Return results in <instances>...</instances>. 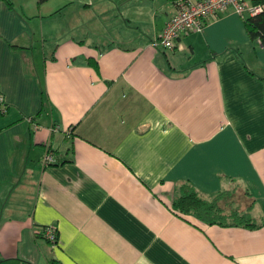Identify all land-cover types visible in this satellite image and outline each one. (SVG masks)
<instances>
[{"label": "crops", "instance_id": "crops-1", "mask_svg": "<svg viewBox=\"0 0 264 264\" xmlns=\"http://www.w3.org/2000/svg\"><path fill=\"white\" fill-rule=\"evenodd\" d=\"M11 1L0 264H264V46L243 18L230 9L166 50L153 42L175 0ZM187 183L207 200L248 192L263 225L179 214Z\"/></svg>", "mask_w": 264, "mask_h": 264}, {"label": "built area", "instance_id": "built-area-1", "mask_svg": "<svg viewBox=\"0 0 264 264\" xmlns=\"http://www.w3.org/2000/svg\"><path fill=\"white\" fill-rule=\"evenodd\" d=\"M230 9L242 18L256 16L264 12V0H177V12L163 29L155 46L174 50L181 37L189 33H202L209 22ZM7 111L8 106L0 88V113L6 114ZM45 161L47 164L55 162L54 154L48 152ZM44 235L51 243L57 242L55 227H46Z\"/></svg>", "mask_w": 264, "mask_h": 264}, {"label": "trees", "instance_id": "trees-1", "mask_svg": "<svg viewBox=\"0 0 264 264\" xmlns=\"http://www.w3.org/2000/svg\"><path fill=\"white\" fill-rule=\"evenodd\" d=\"M4 1L9 7L14 8L11 0ZM47 1L49 0H39L38 3L41 5ZM243 21L250 39L253 42L260 40L261 45L264 46V12L256 16L244 17ZM159 38L153 42L154 46ZM243 196L248 199L251 197V194L244 192ZM234 201L233 191L222 192L214 199L207 200L201 196L200 192L192 184L187 183L181 186L177 192L173 207L179 214L194 215L206 224L247 227L251 229H256L263 225L258 224L251 214L252 201L246 210L234 208L236 206Z\"/></svg>", "mask_w": 264, "mask_h": 264}, {"label": "rangeland", "instance_id": "rangeland-1", "mask_svg": "<svg viewBox=\"0 0 264 264\" xmlns=\"http://www.w3.org/2000/svg\"><path fill=\"white\" fill-rule=\"evenodd\" d=\"M244 192L242 190L236 189L233 191V200H235V207L234 208H240L241 210H246L249 205L251 204V201H248L247 198H244ZM238 206V207H237Z\"/></svg>", "mask_w": 264, "mask_h": 264}]
</instances>
